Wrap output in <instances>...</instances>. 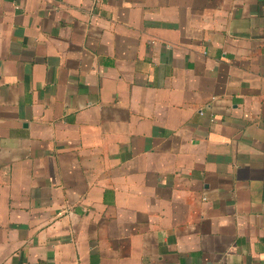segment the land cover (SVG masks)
I'll return each instance as SVG.
<instances>
[{
    "label": "crops",
    "instance_id": "1",
    "mask_svg": "<svg viewBox=\"0 0 264 264\" xmlns=\"http://www.w3.org/2000/svg\"><path fill=\"white\" fill-rule=\"evenodd\" d=\"M0 264H264V0H0Z\"/></svg>",
    "mask_w": 264,
    "mask_h": 264
}]
</instances>
